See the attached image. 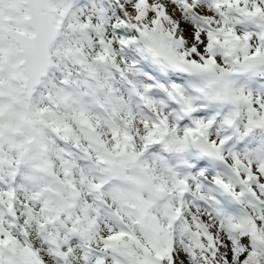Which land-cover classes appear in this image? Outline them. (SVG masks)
<instances>
[{
    "label": "snow or ice",
    "instance_id": "1",
    "mask_svg": "<svg viewBox=\"0 0 264 264\" xmlns=\"http://www.w3.org/2000/svg\"><path fill=\"white\" fill-rule=\"evenodd\" d=\"M0 264H264V0H0Z\"/></svg>",
    "mask_w": 264,
    "mask_h": 264
}]
</instances>
